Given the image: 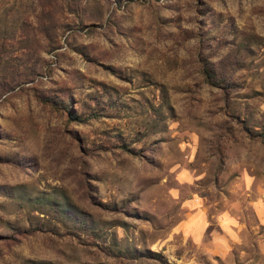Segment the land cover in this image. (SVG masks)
Listing matches in <instances>:
<instances>
[{"label":"rangeland","instance_id":"obj_1","mask_svg":"<svg viewBox=\"0 0 264 264\" xmlns=\"http://www.w3.org/2000/svg\"><path fill=\"white\" fill-rule=\"evenodd\" d=\"M0 264H264V0H0Z\"/></svg>","mask_w":264,"mask_h":264},{"label":"trees","instance_id":"obj_2","mask_svg":"<svg viewBox=\"0 0 264 264\" xmlns=\"http://www.w3.org/2000/svg\"><path fill=\"white\" fill-rule=\"evenodd\" d=\"M204 73H205V75H206V77H207V79L209 80V81H211V79H212V73L210 72V70L208 69V68H204ZM80 118H78V120H79ZM80 121V120H79Z\"/></svg>","mask_w":264,"mask_h":264}]
</instances>
